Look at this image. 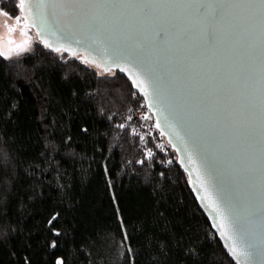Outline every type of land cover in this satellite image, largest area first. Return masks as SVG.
<instances>
[{"label":"trees","instance_id":"16d2710c","mask_svg":"<svg viewBox=\"0 0 264 264\" xmlns=\"http://www.w3.org/2000/svg\"><path fill=\"white\" fill-rule=\"evenodd\" d=\"M14 2L18 0H0V11L12 19L20 16ZM96 68L103 71L101 59L92 58L91 51L71 57L52 53L38 41L15 59L0 55V153L8 157L0 163L22 177L29 170L46 177L42 200L21 195L11 203L0 201V228L7 231L0 262L12 264L14 245L17 257L27 255L33 264L47 260L46 252L37 249L47 235V219L59 211L57 226L74 228L64 251L72 250L76 264H126L115 197L132 247L140 250L136 264H149L139 222L147 218L151 224L159 212L166 218L161 224L170 221L184 244L199 249V264H234L129 79L115 71L101 75ZM13 104L17 110L9 117ZM105 169L111 173L108 180ZM58 178L64 191H56ZM27 187L17 184L14 192L23 194ZM69 202L76 205L74 211ZM149 230L162 235L159 226ZM172 259L183 264L185 257L174 252Z\"/></svg>","mask_w":264,"mask_h":264},{"label":"snow or ice","instance_id":"6c2138e0","mask_svg":"<svg viewBox=\"0 0 264 264\" xmlns=\"http://www.w3.org/2000/svg\"><path fill=\"white\" fill-rule=\"evenodd\" d=\"M13 7H18L20 12L24 13L18 19L13 18L16 24H20L21 20L27 24L31 19V25L35 26L36 20L40 21L37 37L45 29L51 28L49 17L55 24L60 23V16L71 17L88 33L118 28L135 38L136 43L130 55H134L142 66L170 53L215 54L222 47H236L240 41H243L247 64L241 72V86L249 89L247 100L249 124L246 136L251 150L247 173L250 177L255 174L258 157L259 171L264 179V0H35V2L18 0V3H13ZM33 12H35L34 19ZM0 14L9 15L6 12ZM5 27L9 32L15 31V28L7 24ZM68 27L67 34L70 35L71 25ZM21 34H24L23 31ZM40 42L44 43L45 47H49L46 40ZM81 42L76 41V43ZM17 47L22 48L20 45ZM114 56L117 59L121 58L118 49L114 51ZM4 58L8 59L6 55ZM257 61L259 62L258 71L255 73L257 79L253 80L252 69ZM120 70L125 71L124 68ZM143 76V80L137 76L134 83H137L143 94L148 95L144 86L145 83H154L153 76L150 71H145ZM16 110L17 106L11 105L9 117ZM39 118L43 119L42 116ZM82 131L87 132V129ZM70 140L71 137L64 143L69 144ZM41 155L45 154L42 152ZM7 159L6 153H0V162ZM105 171L107 172L105 179L108 180L111 173L108 169ZM43 176L44 173L37 174L29 170L28 175L22 177L15 168L9 171L6 164L0 163V201L6 200L11 203L13 198L21 195L32 202L42 200L45 196L46 181V177L41 178ZM17 184L21 187L28 185L23 194L14 192ZM49 187H51L50 182ZM109 188L110 190L114 188V184ZM56 191H64V185L59 178ZM114 203H117V225L121 243L128 250L124 253L125 262L136 264L135 258L140 255V250L132 247V237L127 231L128 222L124 220L115 197ZM69 205V210L74 211L76 205L71 202ZM212 207L216 212L221 235L230 239L231 245H235L236 238H239L243 245L239 252L235 246H232L231 254L236 258V264H241L237 257H244V264H248L250 260L264 259V201L257 204L250 195L242 207L234 205L225 210L215 201L212 202ZM237 208L240 209L239 214ZM164 220H166L165 214L159 212L151 224L148 223L147 218L139 222L137 230L145 237V246L142 250L149 257V264H174L172 259L174 252L185 257L183 264L189 262L199 264L195 259L199 255V249L191 242L184 244L183 237L176 234L170 221L160 223ZM58 224H61L59 211L53 212L47 219L45 225L47 235L43 237L37 252H46L48 259L42 260L40 264H76L72 259V250L64 251L68 246V240L74 239V228L68 225L58 227ZM156 226L161 228L162 235L158 236L154 231L149 230ZM6 235L7 231L0 228V249L5 247L3 237ZM9 255L13 257L12 264H33L32 258L27 255L17 257L15 245Z\"/></svg>","mask_w":264,"mask_h":264},{"label":"water","instance_id":"95a60500","mask_svg":"<svg viewBox=\"0 0 264 264\" xmlns=\"http://www.w3.org/2000/svg\"><path fill=\"white\" fill-rule=\"evenodd\" d=\"M23 15L20 12V16ZM59 19L60 23L55 24L49 17L51 28L45 29L39 37L36 35L40 31L38 19L35 26L31 25V19L26 25L50 52L76 57L80 52L91 51L92 58L101 59L105 73L115 71L129 79L134 93L144 101L157 130L188 175L200 210L236 264L231 254L232 246L239 252L243 245L239 238L231 245L230 239L221 235L212 202L227 210L234 205L242 207L250 195L257 204L264 201V179L259 171L258 157L255 174L250 177L247 173L251 150L246 136L249 89L241 86V72L247 64L244 42L240 41L236 47H222L215 54L170 53L142 66L130 55L136 43L130 34L118 28L88 33L71 17L60 16ZM69 25L70 35L67 34ZM41 40H46L49 47ZM77 40L82 42L76 43ZM56 48L61 50L55 51ZM117 49L121 54L119 59L114 56ZM258 65L257 61L252 69L253 80L257 79ZM145 71L152 73L154 81L145 83L148 95L134 83L137 76L144 79ZM239 211L237 208V214ZM257 231L259 242L260 229ZM237 258L244 264V257ZM248 264H264V259L250 260Z\"/></svg>","mask_w":264,"mask_h":264},{"label":"rangeland","instance_id":"374dc122","mask_svg":"<svg viewBox=\"0 0 264 264\" xmlns=\"http://www.w3.org/2000/svg\"><path fill=\"white\" fill-rule=\"evenodd\" d=\"M0 13L2 12L0 11ZM6 24L9 27L15 28V31L9 32L8 28L5 27ZM22 31L23 35L21 34ZM35 42H37L36 35L23 20H21L20 24H16L14 19L0 14V53H4L3 57L6 55L8 59H15L31 51ZM18 45L22 46V48L17 47ZM96 70L99 74H104V71L101 69L96 68ZM111 73L109 74L111 75Z\"/></svg>","mask_w":264,"mask_h":264}]
</instances>
